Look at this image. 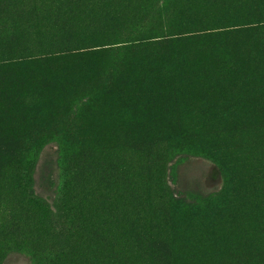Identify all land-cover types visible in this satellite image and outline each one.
<instances>
[{"label": "trees", "instance_id": "trees-1", "mask_svg": "<svg viewBox=\"0 0 264 264\" xmlns=\"http://www.w3.org/2000/svg\"><path fill=\"white\" fill-rule=\"evenodd\" d=\"M98 1L0 0V264H264V0ZM181 155L222 171L205 205Z\"/></svg>", "mask_w": 264, "mask_h": 264}, {"label": "rangeland", "instance_id": "rangeland-1", "mask_svg": "<svg viewBox=\"0 0 264 264\" xmlns=\"http://www.w3.org/2000/svg\"><path fill=\"white\" fill-rule=\"evenodd\" d=\"M133 1V0H131ZM104 5V1H98ZM120 4H125L121 3ZM182 0H172L170 9L184 6ZM30 8L31 6H25ZM48 7V6H47ZM121 7V6H120ZM123 11H130L131 7H121ZM139 8H142L140 6ZM67 6H61L58 15L64 17ZM21 10V9H20ZM49 10V8H47ZM46 12V7L39 5L35 10V17L38 25H54L40 21V15L52 14ZM52 16V15H51ZM33 23L32 25H37ZM99 22H92L88 25H98ZM58 25H65L61 22ZM73 25V24H66ZM32 40V38L30 37ZM58 146L56 143H49L42 151L35 170L34 192L42 197L50 206L53 212L57 210V190L59 184L58 169ZM173 168L170 171V185L174 196L189 205H205L210 199L216 197L224 186V177L221 169L209 159L193 155H181L172 162ZM4 264H32L31 258L21 252L8 254Z\"/></svg>", "mask_w": 264, "mask_h": 264}]
</instances>
